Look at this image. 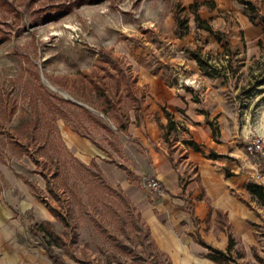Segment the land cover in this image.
Instances as JSON below:
<instances>
[{"label": "rangeland", "instance_id": "374dc122", "mask_svg": "<svg viewBox=\"0 0 264 264\" xmlns=\"http://www.w3.org/2000/svg\"><path fill=\"white\" fill-rule=\"evenodd\" d=\"M74 1L0 0V182L10 188L14 180L32 196L24 181L31 182L67 224L52 214L41 219L58 235L51 237L44 235L45 225L36 226L33 214H13L17 237L28 244L48 243L68 264H167L122 193L112 184L106 188L91 167L80 164L88 160L67 145L61 126L102 146L103 159L128 165L143 147L116 125L140 127L148 117L161 124L163 144L158 146L167 152L179 146L182 153L184 128L162 107L155 112L148 107L135 72L144 67L176 84L179 67L189 69L184 57L191 58V50L203 68L219 73L207 76L232 103L238 144L254 136L264 140V54L241 61L223 45L208 46L196 33L195 41L180 47L167 18L187 0H84L56 12ZM256 159L264 171V151Z\"/></svg>", "mask_w": 264, "mask_h": 264}, {"label": "crops", "instance_id": "0c3cea01", "mask_svg": "<svg viewBox=\"0 0 264 264\" xmlns=\"http://www.w3.org/2000/svg\"><path fill=\"white\" fill-rule=\"evenodd\" d=\"M250 1L264 13V0ZM213 3L211 10L200 7L198 14L208 19L212 30L222 33L221 39L215 40L189 19L187 33L182 38L173 36L176 43L180 47L191 44L196 33L208 46L223 45L241 61L263 55L261 22H251L236 0ZM167 22L172 27L173 20L167 18ZM184 58L189 69L184 72V66L179 67L176 84L166 83L154 70L139 67L135 85L142 89L151 110L162 107L174 124L182 125L196 149L187 144L182 153L175 145L165 151L158 146L163 144L159 124L148 117L140 127L131 122L123 124V129L116 126L126 130L130 138H137L143 147V153L128 165L103 159L106 150L102 146L80 138L63 124L62 137L77 154L83 152L84 160L93 159L109 184L120 188L167 264H218L205 256L207 249L198 240L226 251L229 264H264V200L246 188L247 183H254L263 186L264 192L258 153L249 156L245 144H238L235 110L221 86L202 74L194 59ZM183 77L190 82L182 85ZM147 176L158 180L160 192L146 186ZM26 191L14 180L10 188H3L0 182V264H57L48 258L43 246L17 237L20 230L13 214L27 212L37 222L50 217L43 204Z\"/></svg>", "mask_w": 264, "mask_h": 264}, {"label": "trees", "instance_id": "16d2710c", "mask_svg": "<svg viewBox=\"0 0 264 264\" xmlns=\"http://www.w3.org/2000/svg\"><path fill=\"white\" fill-rule=\"evenodd\" d=\"M83 1L84 0H75L73 3H70V2L66 3L64 6L58 8L56 10V12L62 13L64 11H68L73 5L80 4ZM97 1H99V0H87V2H97ZM236 2L238 4H240V11L243 14H245L251 22H254L256 19H258L261 22L262 31L264 32V13H259L256 5L250 0H236ZM200 7H205L207 9L211 10L214 7L213 0H191L186 6L177 5L175 8H173V10L171 11V18L173 19V25H172L171 30H172V33L174 34V36L176 38H182L187 33L188 21H189V19H191L193 21V23L195 24L196 28L204 30L205 32H207L208 35L212 36L215 40L221 39L222 33L218 30H212L210 25L208 24V19L201 18L199 16L198 10ZM44 17L41 19H44ZM34 23L37 24L39 22L36 21ZM1 33L2 32H0V40L3 37V35ZM187 54L189 55V57L194 59L195 63L197 64V66H198V68L202 74L211 75V76H213L214 74L215 75L219 74L216 71L212 72V70H210V69L208 70V69L203 68V66H202V63H204L203 60L194 51L187 50ZM108 60L112 64V67L115 68V71L119 73L120 77L124 78L125 77L124 72L121 69L117 68L116 64L112 60H110V59H108ZM261 67H262V71H263L262 76H264V62L261 63ZM124 80H125V78H124ZM81 109L86 111L87 114H89V111L86 108L81 107ZM95 121H99V120H95ZM116 126L119 129H123V127H124L123 124H121V123H118ZM186 143L189 145V147L196 149V146L192 141L186 140ZM80 164L82 166H84L85 169H89V167H91L92 170H94L96 172V174L98 175L97 180L101 184H103L106 188H109V187L112 188L110 186V184H108L105 181V178H104L101 170L99 169L98 165L95 163V161L93 159H90L86 164L85 163H80ZM127 174L130 175L129 172H127ZM24 182L29 186L32 195L38 201H40L44 204V206L50 212V214H52L56 219L60 220L64 226H66L67 224L65 221V216L63 214H58L57 210H55V208L53 206H50L44 199L40 198V195L36 192L38 189L34 186V184H32L31 182H28V181H24ZM46 185L47 184H45V187H46ZM114 187L115 188H112V189H117L121 192L120 188H118L117 186H114ZM246 188L248 189L249 192L255 194L260 200H264L263 186L258 185V184H254V183H247ZM122 195L124 196L123 193H122ZM125 199L131 205V203L128 201V199L126 197H125ZM131 207L134 209L133 205H131ZM135 213L138 214L136 210H135ZM41 224L45 225L44 235L51 236V237H58V235L52 229V226H51L49 221H46V220L40 221V222H38V224L36 226H39ZM32 229H33V227H32ZM29 231H30V229H29ZM146 233H147V230H146ZM147 235H148V233H147ZM198 241H199V243H201L203 246L206 247V249H207V252L205 254L206 257H208L209 259L213 260L214 262H216L218 264H229L230 256L228 255V253L226 251H221L220 249L209 246L205 242H203L202 240H198ZM150 242L152 243L151 239H150ZM231 242H232V240H231L230 236L228 235L227 246H230ZM43 248H44L45 253L48 256V258L51 259L53 262H55L57 264H68V263H65L61 260H58V258L53 254L52 248L48 245V243H44Z\"/></svg>", "mask_w": 264, "mask_h": 264}, {"label": "built area", "instance_id": "2783aa9c", "mask_svg": "<svg viewBox=\"0 0 264 264\" xmlns=\"http://www.w3.org/2000/svg\"><path fill=\"white\" fill-rule=\"evenodd\" d=\"M183 84H187V81L183 80ZM245 150L247 154L254 156L256 153H262L264 151V140L259 136L251 137L245 143ZM145 182L150 190L160 192L161 188L158 180L153 176H147Z\"/></svg>", "mask_w": 264, "mask_h": 264}, {"label": "bare ground", "instance_id": "6f19581e", "mask_svg": "<svg viewBox=\"0 0 264 264\" xmlns=\"http://www.w3.org/2000/svg\"><path fill=\"white\" fill-rule=\"evenodd\" d=\"M188 82H189V80H188Z\"/></svg>", "mask_w": 264, "mask_h": 264}]
</instances>
